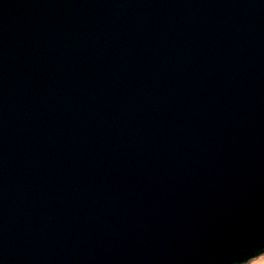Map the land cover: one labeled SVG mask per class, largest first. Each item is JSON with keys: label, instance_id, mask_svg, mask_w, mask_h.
Masks as SVG:
<instances>
[{"label": "water", "instance_id": "1", "mask_svg": "<svg viewBox=\"0 0 264 264\" xmlns=\"http://www.w3.org/2000/svg\"><path fill=\"white\" fill-rule=\"evenodd\" d=\"M264 254V0H0V264Z\"/></svg>", "mask_w": 264, "mask_h": 264}, {"label": "rangeland", "instance_id": "2", "mask_svg": "<svg viewBox=\"0 0 264 264\" xmlns=\"http://www.w3.org/2000/svg\"><path fill=\"white\" fill-rule=\"evenodd\" d=\"M252 264H264V254L257 259H255Z\"/></svg>", "mask_w": 264, "mask_h": 264}, {"label": "built area", "instance_id": "3", "mask_svg": "<svg viewBox=\"0 0 264 264\" xmlns=\"http://www.w3.org/2000/svg\"><path fill=\"white\" fill-rule=\"evenodd\" d=\"M257 259V258H256ZM254 260H252L251 262H249L248 264H252V262H253Z\"/></svg>", "mask_w": 264, "mask_h": 264}]
</instances>
